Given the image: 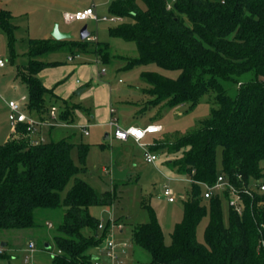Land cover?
I'll list each match as a JSON object with an SVG mask.
<instances>
[{
	"label": "trees",
	"instance_id": "obj_1",
	"mask_svg": "<svg viewBox=\"0 0 264 264\" xmlns=\"http://www.w3.org/2000/svg\"><path fill=\"white\" fill-rule=\"evenodd\" d=\"M106 15L123 19L110 25L111 37L137 45L139 57L128 59L127 69L155 64L179 72L176 78L141 74V81L153 89L148 92L152 104L192 109L211 90L218 106L196 131L174 144L152 146L180 153L176 174L190 175L193 182L170 244L165 243L159 219L146 200L142 205L150 221L133 229V241L151 254V264H264V193L243 195L240 215L228 206V192L205 199L203 186L214 185L220 175L238 188L264 179V0H110ZM13 20L12 12L0 3V34L9 39L11 64L16 55ZM60 52L68 57L94 54L104 63L110 60L109 44L97 38L30 39L29 61L18 67V74L28 90L26 109L40 120L49 118L52 106L58 108L63 122L73 121L75 109L84 110L59 102L39 76L44 69L63 64L45 61ZM250 73L256 79L242 84L235 97L222 85ZM73 147L67 138L35 140L25 124L0 144V231L47 228L52 222L45 211L59 210L62 217L54 224L52 263L96 264L101 260L94 251L109 234L110 225L100 232V220L91 208L111 205L114 196L108 191L99 195L78 177L85 168L73 162ZM79 150L84 159L87 146ZM219 150L222 173L217 167ZM205 217H209L205 240L199 242L197 228ZM4 242L0 237L1 248Z\"/></svg>",
	"mask_w": 264,
	"mask_h": 264
},
{
	"label": "rangeland",
	"instance_id": "obj_2",
	"mask_svg": "<svg viewBox=\"0 0 264 264\" xmlns=\"http://www.w3.org/2000/svg\"><path fill=\"white\" fill-rule=\"evenodd\" d=\"M7 9L12 12L13 23L17 27L15 33V59L11 64L9 61V39L6 34H0V59L5 60L6 67L0 68V144H4L11 133L9 124L8 102L22 101L23 96H27L26 84L20 80L18 67L22 69L28 63L29 41L30 39H49L56 24L62 32L71 33L74 39H80V32L84 26L92 36L100 42L109 44L110 60L108 63L98 61L94 54L83 55L82 59H89L92 63L93 81L92 88H98L103 83H107L112 89L116 115L119 117V124L122 128L127 125L145 127L149 123H156L162 126V131L156 135L148 136L142 144L151 151L159 144H174L178 140L199 128L200 122L209 119L213 109L218 106L215 102V93L208 91L197 102L196 106L190 109L189 106H181L171 109L166 103L154 105L151 103L154 98H150L148 92L153 89L143 83L140 76L143 72H155L165 77L176 78L177 71H168L159 68L155 64L135 65L127 69V60L139 57L137 45L134 42H126L122 39L113 38L109 34V23L103 21H86L67 23L63 15L65 12H74L86 7L96 6L99 17L108 13L110 0H0ZM49 61H60L69 66L68 54L66 52L55 53L47 57ZM80 63L81 60H74ZM106 72L103 74L102 70ZM99 70V72H98ZM98 72V74H97ZM256 79L255 74L233 78L225 81L222 85L232 97L238 93L239 87L249 81ZM121 80V82H120ZM90 97H79L75 93L74 100L83 106L91 108L92 117L86 111L78 110L73 116V121L51 122V126H44L39 135L35 138H42L46 142L60 141L68 139L74 147L71 157L75 165L81 170L78 177L89 183L100 195L105 192L111 193L112 204L106 206H95L91 208V213L100 220L103 229L112 224V220L119 222L123 230L116 227L105 239L99 248L94 251L97 257L104 264L110 263L106 240L113 235L118 244L117 264H151V254L138 246L132 239L133 229L143 223L150 221V214L142 205L146 202L154 209L161 224L164 240L170 244L172 233L177 223L183 219V203L188 198V191L191 187L190 175H177L175 164L181 157L180 153L173 152L171 148H158L154 150L159 157L156 164H149L145 160L141 146L132 140L120 142L113 137L114 131L106 123L100 121L102 116L94 117L97 106V90ZM91 91L90 89L88 92ZM86 94V93H85ZM124 99V100H121ZM122 101L129 102V105L121 104ZM135 105H140V110ZM51 106V105H50ZM72 106L71 104L69 105ZM49 109V108H48ZM27 114L35 113L25 110ZM136 115V113H138ZM37 117V116H36ZM66 125V126H64ZM86 125V126H85ZM86 130L89 134H85ZM17 137L18 133H14ZM13 134V135H14ZM112 138L106 139L107 135ZM164 142V143H163ZM87 146L84 159H81L79 147ZM153 146V147H151ZM119 170H127V175L122 180H116L113 176V167ZM218 173H222V152L217 153ZM75 178H72L63 192V198L73 187ZM174 189L176 202L170 203L164 194V186ZM113 193V194H112ZM45 215L50 219L52 225H47L43 229L29 230H5L0 231V237L4 240H16L22 242L21 234L25 241L36 238L41 243L48 241L53 244L52 237L55 233V225L61 221V211H45ZM227 218V217H226ZM209 217H205L197 228V240L204 242L205 228ZM100 229V232L103 231ZM52 252V249H50ZM55 251V250H54ZM26 253H19V263L23 264V257ZM29 264H38L34 261L32 254H29ZM7 259H0V264L10 263ZM33 262V263H32Z\"/></svg>",
	"mask_w": 264,
	"mask_h": 264
},
{
	"label": "built area",
	"instance_id": "obj_3",
	"mask_svg": "<svg viewBox=\"0 0 264 264\" xmlns=\"http://www.w3.org/2000/svg\"><path fill=\"white\" fill-rule=\"evenodd\" d=\"M170 4L168 5V9H170ZM64 20L67 23H74V22H86V21H103L107 22L109 24H117L119 22H122L123 19L121 17L117 16H107L104 15L102 17H99V14L96 12V6H91L85 9L77 10L74 12H65L63 15ZM88 40H96L95 36H89ZM76 58H79V56H69L68 60L70 62L74 61ZM6 66V62L3 59H0V68H3ZM106 72L105 69L102 70V73L104 74ZM26 98L24 97L22 101H25ZM8 107L10 109L9 113V123L11 126L12 131L16 132L18 127L21 124L27 125V130L30 135H34L36 132H38L39 128H42L44 126H51V122H56L58 118V108L56 106H52L49 112V118L47 120H40L37 119L25 112L26 106L23 102H16V101H10L8 102ZM114 112V110H113ZM111 125L114 127V138L119 141H128L130 139H133L135 142H137L144 151L145 160L149 164H156L159 160V157L149 150V148L142 144V141H144L148 136L158 134L162 131V126L158 124H148L145 127H136V126H127L125 128H122L117 120H113L111 122ZM85 134H89V132L86 130ZM191 182H193L191 180ZM204 186V198L210 199L211 197L215 195H223L224 193L228 192L229 199H228V206L232 207L238 214H242L244 209V203L242 196L243 195H250L252 196L254 192L256 193H264V179L256 182L255 184L243 185L241 188H238L234 186L230 180L224 176L220 175L218 177L217 182L214 185H207L203 184ZM164 194L166 198L168 199V202L174 203L176 202V196L175 191L173 188L164 186ZM51 227V225H50ZM116 227H119L121 230H123V226L120 223H117L112 220L110 232L113 233L114 229ZM99 229H103L102 224L100 223ZM106 249L108 250V259L110 263L108 264H117L118 262V244L116 240L114 239L113 235H109L108 239L106 240ZM30 250H35V244H30ZM3 253V249L0 247V254ZM26 261H29V257H27ZM96 264H104L103 262L99 261Z\"/></svg>",
	"mask_w": 264,
	"mask_h": 264
},
{
	"label": "crops",
	"instance_id": "obj_4",
	"mask_svg": "<svg viewBox=\"0 0 264 264\" xmlns=\"http://www.w3.org/2000/svg\"><path fill=\"white\" fill-rule=\"evenodd\" d=\"M86 8H88V7H86ZM83 9H85V8H83ZM79 10H81V9H79ZM82 57H83V55H80L79 58H76L78 60H81L80 63H78V62L74 63L75 61H72L69 63H73V64H70L69 66H63L65 64L62 62L63 63L62 65H59L56 67H48V68L44 69L39 74V76L42 79L45 87H47L48 89H51L53 91L56 98L59 99V102L67 101L70 104L82 106L84 108L83 111H86L92 117L91 108L85 107L81 103H78L74 100L75 93L78 94V91L83 90V92L78 95L79 97L82 96L81 98H83L85 96L90 97L92 94H94V90L96 89V88L91 87V84L93 81L92 63L90 62L89 59H82ZM45 61H47V62H60L57 60L49 61L47 58L45 59ZM98 72H99V70H98ZM98 72H97V74H98ZM120 82H121V80H120ZM89 89L91 91L88 92ZM96 90L98 91L97 94L100 95V97L99 96L96 97L97 98L96 104H97V106H101V107L96 108V113L94 114V117L102 116L103 118H101L100 121L102 123H106L107 125H109L112 128V130L114 131V127L111 125V122L113 120H117L118 124H119V117L116 115L117 107L115 106L114 95L112 93V89L108 86L107 83H103ZM24 97L26 98V96H23L22 99ZM121 100H124V99H121ZM121 104L129 105V102L122 101ZM135 106L138 108V111L142 112V110L139 109L140 105H135ZM8 110L10 113L9 107H8ZM78 110L79 109H75L74 114L79 112ZM113 110H114V112H113ZM138 114H139V112L136 113V115H138ZM8 119H9V117H8ZM149 124H156V123H149ZM64 126H66V125H64ZM127 126H132V125H127ZM42 128H39L38 132H36V134H34V136L39 135L40 134L39 130H41ZM12 132L13 131L11 129V133L8 137V140L10 139ZM112 135L113 134L107 135L106 139L112 138ZM113 137H114V135H113ZM39 139H42V138H35V140H39ZM130 140H132L134 143H137L133 139H130ZM130 140H128V141H130ZM128 141H120V142H128ZM142 150H143V148H142ZM153 153H155V152H153ZM49 225H52V223H50ZM19 238H21L22 242H17L15 239L14 240L9 239V240H7V242H4L2 244L4 256L0 259H7L8 262H10V263L13 262V263L21 264V262L19 263L18 254L22 252V253H26V255L23 257V264H29V262H30L29 254L30 253L33 256L34 261H37L38 264H53L52 263V252L50 251L51 247L53 246L52 244H50L48 241L41 243V241L37 240L36 238H31V239H29V242H27V241H25L26 239H24V236L22 234H21V236H19ZM31 243L35 244V250L34 251L30 250V244ZM3 247H5V248H3ZM27 257H29V261H26Z\"/></svg>",
	"mask_w": 264,
	"mask_h": 264
},
{
	"label": "water",
	"instance_id": "obj_5",
	"mask_svg": "<svg viewBox=\"0 0 264 264\" xmlns=\"http://www.w3.org/2000/svg\"><path fill=\"white\" fill-rule=\"evenodd\" d=\"M90 36V32L88 31V27L84 26L81 29L80 32V39L81 40H86L87 38H89ZM51 37L55 40H68V39H72L73 36L71 33L68 32H62L59 28V25L56 24L55 27L53 28ZM83 92V90L78 91V95L81 94ZM127 170L121 171L119 170V168L117 166L113 167V176L116 180H122L125 178V176L127 175Z\"/></svg>",
	"mask_w": 264,
	"mask_h": 264
}]
</instances>
